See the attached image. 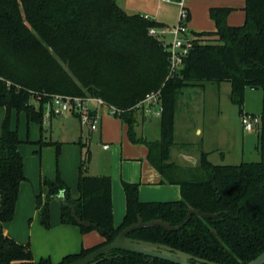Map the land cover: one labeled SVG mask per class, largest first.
<instances>
[{"label": "trees", "instance_id": "trees-1", "mask_svg": "<svg viewBox=\"0 0 264 264\" xmlns=\"http://www.w3.org/2000/svg\"><path fill=\"white\" fill-rule=\"evenodd\" d=\"M232 8L211 7L215 30L195 32L188 54L170 74L167 45L149 34L160 22L128 14L116 0H0V107L5 110L0 135V222L14 217L18 193L26 180L21 140L10 124L12 111L24 112L27 123L41 124L50 95L99 97L114 107V116L138 142L134 113L157 92L160 139L145 141L148 160L162 183L177 184L181 198L141 201L138 184L122 181L125 213L113 221L111 177L89 175L90 154L81 158L78 197L69 195L62 179H44V197L35 196L41 223L50 225V203L60 194L59 219L81 233H101L104 241L64 255L68 264L109 242L141 218L177 226L190 207L218 217L192 215L175 231L160 226L131 231L128 236L181 250L215 264H246L264 251V0H245L243 24L227 23ZM199 81L228 82L230 98L242 113L245 88L262 89L261 124L257 131L260 160L234 165L210 162L180 166L170 161L174 145V110L178 90ZM35 98L38 106L31 103ZM80 147L85 144L80 143ZM88 222L89 225H83ZM96 264H175L143 254L112 250ZM192 262H194L192 260ZM0 264H54L34 261L28 245L19 244L0 229Z\"/></svg>", "mask_w": 264, "mask_h": 264}, {"label": "rangeland", "instance_id": "rangeland-1", "mask_svg": "<svg viewBox=\"0 0 264 264\" xmlns=\"http://www.w3.org/2000/svg\"><path fill=\"white\" fill-rule=\"evenodd\" d=\"M123 1L130 7L128 14L140 13L137 9H144L143 3L147 4L145 6L148 8H153L158 3V0ZM178 1L164 2L176 5L173 7L176 18L174 25H168L170 28L175 26L179 20ZM183 1L188 9L186 0ZM195 27V22L188 19L186 35L183 34L181 37H194L195 32L207 30ZM173 39L171 34L165 36V41L170 42ZM230 94L231 85L228 82L199 81L185 85L178 90L175 100V144L172 147L174 160L185 163L184 157H181L179 153L195 154L202 150L207 151V158L212 163L219 165H234L260 160V153L257 149V131L247 132L243 129L239 106L232 102ZM262 98V89L245 88L242 111L260 115ZM151 100H147L142 106L147 110L154 107L157 111L158 99L156 102ZM31 103L38 106L35 98L31 99ZM87 105L93 109L97 107L98 125L101 120L103 127L101 137L98 135L99 130L96 129L93 131L92 138L89 139L87 127L81 126L78 117L69 110L62 116L47 117L45 107L41 124L36 121L27 123L24 112L14 110L11 113V127L17 130L21 140L20 151L26 180L22 182L19 189L14 217L8 222H0V229L3 232L7 230L6 233L19 244L28 245L35 262L41 258H50L53 263H58L63 255L60 254L62 242L66 239L64 232L58 228L62 224L59 219V200L55 199L50 203L49 227L46 228L41 223L35 196L38 194L45 196L44 179L59 177L68 186L70 197L75 199L78 197L77 182L81 157L84 158L87 153L91 155V160L87 164L89 175L101 172L109 174L112 180V178L121 176L123 164L128 165L133 162L124 161L126 158L132 159L128 156L127 147L136 153L145 150L144 144H132L129 141L126 135L128 126L122 125L121 121L110 113L108 106L97 105L94 100H89ZM3 115L4 109L0 107V135ZM114 139L118 141L115 142ZM188 141L190 145L184 146L183 143ZM80 143L85 144V147L81 148ZM104 143L108 144L109 149H103ZM117 144L123 147V153L119 154V148L117 155L111 156ZM145 163L147 166V161ZM118 181L123 190L122 181L125 180L121 181L119 178Z\"/></svg>", "mask_w": 264, "mask_h": 264}, {"label": "crops", "instance_id": "crops-1", "mask_svg": "<svg viewBox=\"0 0 264 264\" xmlns=\"http://www.w3.org/2000/svg\"><path fill=\"white\" fill-rule=\"evenodd\" d=\"M164 2L165 1L158 0V3H156V6L153 8L152 7L148 8L147 6H145L147 4L143 3L145 8L137 9L140 12L137 14L143 15L149 19L160 22L164 26L173 24L176 18L173 7L174 6L176 7V5L174 4L172 5ZM116 3L126 13L128 12L130 7L123 0L122 1L116 0ZM244 3L245 0H186V4L189 10V20L192 19V22H195L196 24L195 28L207 29L205 31L215 30V23L210 18L209 15V9L211 7L232 8V10L230 11L227 17V23L232 26H238L243 24L245 20V12L243 10ZM94 109L95 112L97 113V107H95ZM154 109L155 108L152 107L151 110L150 109L147 110L144 108V106L141 105L138 108V110L134 113V117H135L134 131L136 134V138L138 139V142H132L129 139V137L128 136L127 137L132 144H144L145 150L143 151L140 150L138 151V153H136V151L127 147V149H129L128 156L132 159L129 160L126 158L124 161L127 160L133 162H131L132 164H128V165L123 164L124 166L123 165L121 166V176L115 179L112 178L111 180L113 221L116 226H118L121 223L125 213V194H124V190H122L121 186L118 183L119 178L121 181L125 180L131 183L138 184V196L141 201H172L181 198L180 186L177 184L162 183L161 182L162 177L160 173L148 160V148L145 144V141H156L160 139V114H159L160 107L158 108L157 111H155ZM4 115H5V110H4ZM175 116H176V110H174V122L176 120ZM121 123L122 125H126L122 121ZM101 128L103 127L101 124V120H99V125L97 128V130H99L98 131L99 137L102 136ZM87 131H88V138L89 139L92 138L94 130H91L87 127ZM114 141L117 142L118 140L114 139ZM183 144L184 146H186L189 144V141L184 142ZM104 145H108V144L104 143L103 149L105 150L109 149L108 147L104 148ZM119 148H120V152L118 150ZM122 148H123L122 146H118L117 144V148L111 152V156L117 155L118 152L119 154H122L123 153ZM19 151H20V145H19ZM202 153H206L208 155L207 151L205 150H202L201 152H197L195 154L191 152H184L181 154L179 153V155H181V157H184L183 159L185 160V163H182L174 160L173 149L171 148L170 161L180 166H194L197 165V161H200ZM145 154L146 157H144ZM146 158L147 160H145ZM191 159L195 160L196 163L192 162ZM90 160H91V155H90ZM145 161H147L149 166L148 165L146 166ZM88 168L89 166H87V169ZM90 175H109V174H104L100 172V173H92V174L90 173ZM58 228L61 231H63L66 236V239L62 242V246H61L60 254H63L61 258L66 254L79 252L80 249L82 248H89L104 241V237L97 230L81 233L80 229L77 226L67 225V224H61ZM6 232L7 230L4 233L8 235Z\"/></svg>", "mask_w": 264, "mask_h": 264}, {"label": "built area", "instance_id": "built-area-1", "mask_svg": "<svg viewBox=\"0 0 264 264\" xmlns=\"http://www.w3.org/2000/svg\"><path fill=\"white\" fill-rule=\"evenodd\" d=\"M161 1L170 2L173 0ZM178 5L180 6L179 20L175 26L172 28L168 26H162L158 28L153 27L149 30L150 35L158 37L164 42V44L167 45L166 48L169 53L170 74H174L178 71L183 58L188 54L192 44V37H181L186 32V21L189 19L188 9L185 7L183 0H179ZM167 34L173 35L174 39L170 42L165 41V36ZM156 99H158L159 102L158 93L153 92L141 102V105L147 100L156 102ZM89 100H94L97 105L108 106L112 115L115 116L117 114V110L114 107L105 104V102L99 97H81L54 94L50 95V98L46 103V116L50 117L51 115H62L64 112L69 110L78 117L82 126H86L91 130H96L98 128V117L96 115L95 109L87 105ZM240 120L243 129L247 132L258 131L261 124V118L259 115L243 111L240 114ZM107 147L108 145H104V148Z\"/></svg>", "mask_w": 264, "mask_h": 264}, {"label": "water", "instance_id": "water-1", "mask_svg": "<svg viewBox=\"0 0 264 264\" xmlns=\"http://www.w3.org/2000/svg\"><path fill=\"white\" fill-rule=\"evenodd\" d=\"M191 161L195 162V160L192 159ZM197 164H200V161H197ZM62 197L63 194H60L57 197V200H60ZM192 215H197L204 218L218 217V214L210 215L203 213L198 209L190 207L188 209L185 220L177 226H172L170 223L162 221L160 219L144 222L141 218H138L137 222L122 229L118 233V235L108 244L97 248L86 256L68 264H96V258H98L99 256H106L112 250L135 252L152 258L166 260L175 264H215L214 262L195 257L181 250H176L165 244L138 240L128 236V234L133 230L141 228H151L156 226H160L169 231L179 230L184 227V225L189 221ZM82 224L85 226L89 225L88 222H82ZM100 233H104V231L102 230L100 231ZM192 260L194 262H192ZM246 264H264V251Z\"/></svg>", "mask_w": 264, "mask_h": 264}]
</instances>
